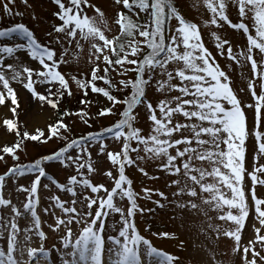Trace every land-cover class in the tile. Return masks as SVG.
<instances>
[{"label":"snow or ice","instance_id":"6c2138e0","mask_svg":"<svg viewBox=\"0 0 264 264\" xmlns=\"http://www.w3.org/2000/svg\"><path fill=\"white\" fill-rule=\"evenodd\" d=\"M51 3L58 23L46 42L23 22L0 24V109L7 110L0 112V264H182L138 227L137 217L157 210L182 225L186 214L204 217L202 234L230 242L231 264H264V0H203L210 15L201 23L182 13L181 0H111V17L93 0ZM15 5L0 0V19L23 16ZM225 28L244 43L234 44ZM17 84L35 102L24 120ZM90 93L108 104L95 117ZM66 98L85 107L63 109ZM109 117L94 130L95 119ZM77 120L88 131L74 134ZM52 142L27 159L29 144ZM131 170L163 179L166 191H137ZM53 188L69 198L41 196ZM205 250L209 264L229 256Z\"/></svg>","mask_w":264,"mask_h":264},{"label":"rangeland","instance_id":"374dc122","mask_svg":"<svg viewBox=\"0 0 264 264\" xmlns=\"http://www.w3.org/2000/svg\"><path fill=\"white\" fill-rule=\"evenodd\" d=\"M94 3H97L103 10L106 11L109 17H111L112 12L110 10L111 0H93ZM29 4L31 5L30 8L25 7L20 0H16V5L14 7V11H19L23 13V16L17 17H3L0 19V24H8L11 25L15 22H23L28 27H30L37 37L42 41L46 42L47 37L46 33L51 30V27L58 23L56 18L53 16V12L56 11V6L51 3V0H29ZM181 11L182 13L191 21L201 23L204 19H207L210 15L203 6V0H181ZM36 16V19H32V15ZM91 14V13H90ZM230 14L233 18H235V10L230 9ZM232 39L234 44H243L244 38L239 34H233V32L227 28L224 29ZM209 32L208 30H204V38L208 41ZM208 46L211 48L213 45L209 41ZM223 58H221V63H223ZM240 72L236 73L237 83L240 84L241 81L239 79ZM19 91L20 102L22 105V110L20 113L21 120L25 119V111L33 108V111L30 112V116L35 115L34 111V104L35 102L31 100L30 95L24 90L20 85H14ZM117 95H121L120 93H116ZM151 95V93H150ZM76 97H80V93H76ZM68 99V98H66ZM88 99L92 102L90 106H88L87 110L89 111L90 115L95 117V113L98 111L99 108L108 106L106 100L98 96L96 94H89ZM68 109L72 111H77L78 109L85 107L81 105L77 98H70L67 100ZM47 110V109H46ZM0 112L7 113L6 109H0ZM251 115V114H249ZM75 119V118H72ZM115 117L103 118V119H95L94 122V129L98 130L101 126L109 125ZM66 122L71 123L70 120H66ZM42 126V123L41 125ZM142 127L147 130V124L142 123ZM88 131V129L82 125L78 120L76 121V126L73 129L74 134H80ZM3 138V137H0ZM253 140L250 138L247 141V165L249 169H251L252 162H253ZM55 142L50 143L47 146H39L29 144L28 146V153L27 159L31 160L32 158L36 157L40 153H46L50 151L52 148H55ZM22 159L24 156L22 155ZM12 161L8 158V164L11 165ZM261 163H264V160H261ZM105 168H107V164H105ZM6 171V168L3 163H0V174H3ZM51 171H55L54 169ZM130 178L134 180V187L137 191H140L141 187H150V188H159L161 190L164 189V181L163 179L159 181H151L141 176L135 170H131L129 172ZM60 182H64L65 174L61 173L58 176ZM97 180H100V177H96ZM21 183H27L26 180H21ZM106 184L108 183L107 180H104ZM61 195L62 199H68L69 197L65 194L58 193L54 188L52 192H41L42 197H49L53 194ZM258 195L264 197V188L258 187ZM23 195H20L17 200L14 202H19V200H23ZM156 199V197H153ZM42 205H46L47 201H41ZM142 206L144 207H154L149 201H140ZM59 214V213H58ZM173 213L171 211H160L157 210L155 214H146L145 216L137 217V224L138 227L143 235L147 238L152 240L153 244L164 251L169 253H173L181 258L182 264H199V262H203V264H209L208 257L211 255V252L205 250L206 246H210L213 251L222 252L227 251L229 252V256L225 257H217L218 259H223L224 264H231L232 257L230 255V242H226L224 240L216 241L207 238L204 232L206 228V221L205 218L199 215H191L186 214V221L182 225L178 219H171ZM44 219H48L47 217H43ZM253 219L250 217L248 221H246V228L243 233V239L247 242L253 235L252 231V223ZM24 221H20L21 227L24 226ZM257 226H259L257 224ZM76 227L75 225L73 226ZM45 231L48 232V229L45 227ZM162 231H167L169 233H175L176 239H169V238H160L158 236H153L152 233H159ZM49 234V240L47 241V246H51L55 242V237L52 233ZM210 236V233H208ZM183 242V249L180 248V244ZM32 246H36L34 243Z\"/></svg>","mask_w":264,"mask_h":264},{"label":"trees","instance_id":"16d2710c","mask_svg":"<svg viewBox=\"0 0 264 264\" xmlns=\"http://www.w3.org/2000/svg\"><path fill=\"white\" fill-rule=\"evenodd\" d=\"M67 100H68V99H65V100L62 102V108H63V109H68V108H67V107H68ZM94 130H96V129H94Z\"/></svg>","mask_w":264,"mask_h":264}]
</instances>
